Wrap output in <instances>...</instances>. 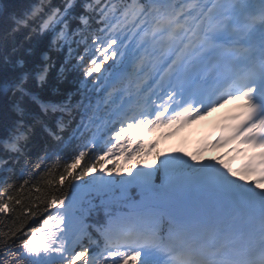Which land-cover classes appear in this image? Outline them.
<instances>
[{
  "label": "snow or ice",
  "instance_id": "1",
  "mask_svg": "<svg viewBox=\"0 0 264 264\" xmlns=\"http://www.w3.org/2000/svg\"><path fill=\"white\" fill-rule=\"evenodd\" d=\"M10 19L0 264H264V0H31ZM233 101L204 149L227 160L133 171L153 129Z\"/></svg>",
  "mask_w": 264,
  "mask_h": 264
},
{
  "label": "trees",
  "instance_id": "2",
  "mask_svg": "<svg viewBox=\"0 0 264 264\" xmlns=\"http://www.w3.org/2000/svg\"><path fill=\"white\" fill-rule=\"evenodd\" d=\"M30 2L31 0H0V81H2L4 77L9 74L10 68V66L9 68H6L2 61L9 57H13L11 52V43L13 41L9 39L7 44L4 42L5 34L11 26L10 18L13 15H19ZM17 39H19V37H17ZM71 80L72 78L69 77V87L74 86ZM8 116V101L3 92L0 91V125L3 124ZM0 220H2V217H0Z\"/></svg>",
  "mask_w": 264,
  "mask_h": 264
},
{
  "label": "rangeland",
  "instance_id": "3",
  "mask_svg": "<svg viewBox=\"0 0 264 264\" xmlns=\"http://www.w3.org/2000/svg\"><path fill=\"white\" fill-rule=\"evenodd\" d=\"M163 155H164V157H165V156H170V155H181V156H183L184 154H183V152L181 151V148H180L179 145L177 144L176 140H172V141H170V142H167V144H166V146H165V149H164V151H163ZM225 160H226V158H225ZM148 165H150V164H149V163H145V164H143L142 166H139L138 168H144V167H146V166H148ZM125 166H127V165L122 164V167H125ZM136 168H137V167H135V168L133 169V171H135ZM127 175H128V172H127V171H124V172L122 173V176H127Z\"/></svg>",
  "mask_w": 264,
  "mask_h": 264
},
{
  "label": "water",
  "instance_id": "4",
  "mask_svg": "<svg viewBox=\"0 0 264 264\" xmlns=\"http://www.w3.org/2000/svg\"><path fill=\"white\" fill-rule=\"evenodd\" d=\"M0 8H1V4H0Z\"/></svg>",
  "mask_w": 264,
  "mask_h": 264
}]
</instances>
